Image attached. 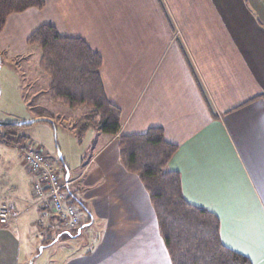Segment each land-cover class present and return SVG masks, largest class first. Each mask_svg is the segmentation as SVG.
I'll return each mask as SVG.
<instances>
[{
  "label": "crops",
  "instance_id": "obj_1",
  "mask_svg": "<svg viewBox=\"0 0 264 264\" xmlns=\"http://www.w3.org/2000/svg\"><path fill=\"white\" fill-rule=\"evenodd\" d=\"M44 2L6 19L1 58L28 54L27 39L44 25L83 40L101 57L120 131L109 137L93 130L91 150H81L76 165L65 162L62 175L56 171L70 182L68 202L80 214L70 231L53 218L38 224L34 177L22 152L17 163L8 149L14 145L0 142V206L11 213L0 224V264H36L53 237L61 244L55 264H171L148 194L119 160V139L150 128L177 146L168 169L180 176L184 199L217 218L226 248L264 264V8L247 0ZM40 119L55 124L33 115ZM18 136L19 149L29 141ZM27 227L46 237L23 247Z\"/></svg>",
  "mask_w": 264,
  "mask_h": 264
},
{
  "label": "trees",
  "instance_id": "obj_2",
  "mask_svg": "<svg viewBox=\"0 0 264 264\" xmlns=\"http://www.w3.org/2000/svg\"><path fill=\"white\" fill-rule=\"evenodd\" d=\"M44 5V0H0V34L9 16L41 10ZM26 43L41 52L40 67L49 79L50 97L67 108H87L88 114L78 121L81 128L92 127L109 137L118 135L120 112L106 99L101 57L83 40L61 37L47 25L33 32ZM22 139L12 130L0 128L2 144L16 145ZM118 149L123 168L139 178L148 194L171 264H252L223 245L213 214L184 199L180 176L168 169L177 146L164 139L162 129L121 137ZM78 230L68 233L69 237ZM55 241L49 238L47 245Z\"/></svg>",
  "mask_w": 264,
  "mask_h": 264
},
{
  "label": "rangeland",
  "instance_id": "obj_3",
  "mask_svg": "<svg viewBox=\"0 0 264 264\" xmlns=\"http://www.w3.org/2000/svg\"><path fill=\"white\" fill-rule=\"evenodd\" d=\"M247 2L258 11L264 8V0H247ZM40 59L41 52L35 47H30L28 54L15 59V61L10 62L4 56L2 58L0 56V122H28L33 120L34 114L38 113L55 118L54 126L39 121L31 125L4 128L25 136L29 142L23 146L35 147L32 145L34 143L41 147L51 160L54 170L62 175L65 162L68 163L72 160L73 165H76L79 152L87 148L89 151L91 150V145L87 144L95 130L92 127L81 128L78 125V121L88 114L87 108H67L50 97L48 93L49 79L40 67ZM63 120H66L67 123ZM49 121L51 122V120ZM18 146L19 144H16L11 149L8 148L10 155L14 154L13 160L17 163L20 159L18 152H22L21 147L19 150ZM0 150H4L3 146ZM2 164L5 165V157L0 152V166ZM25 174L29 178L30 175ZM22 237L23 247H25L29 244H38L46 237V234L39 232L36 227H27L22 230ZM60 242L65 243L66 240ZM76 244L72 240L65 243L70 247H75ZM60 245L58 243V245L47 246L35 263L55 264L56 250Z\"/></svg>",
  "mask_w": 264,
  "mask_h": 264
},
{
  "label": "built area",
  "instance_id": "obj_4",
  "mask_svg": "<svg viewBox=\"0 0 264 264\" xmlns=\"http://www.w3.org/2000/svg\"><path fill=\"white\" fill-rule=\"evenodd\" d=\"M25 146L20 148L23 164L35 178L32 184V194L36 206L42 209L38 224L44 226L50 218H53L64 229L69 231L77 229L80 214L78 208L68 202L70 182L60 180L51 160L43 150L38 147ZM10 214V209L1 205L0 224L7 225Z\"/></svg>",
  "mask_w": 264,
  "mask_h": 264
},
{
  "label": "water",
  "instance_id": "obj_5",
  "mask_svg": "<svg viewBox=\"0 0 264 264\" xmlns=\"http://www.w3.org/2000/svg\"><path fill=\"white\" fill-rule=\"evenodd\" d=\"M38 121H41V119L40 120H31V121H28V122H19V123H1L0 122V128L31 125V124H33L35 122H38ZM42 121H46L47 123H51L49 120H46V119H42ZM80 233H81V231L78 230L77 235H79Z\"/></svg>",
  "mask_w": 264,
  "mask_h": 264
}]
</instances>
